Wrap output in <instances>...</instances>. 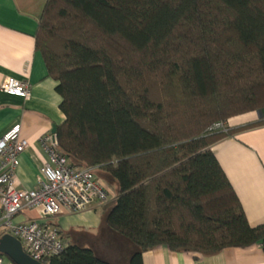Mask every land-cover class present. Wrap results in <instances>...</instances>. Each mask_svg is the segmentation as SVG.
Instances as JSON below:
<instances>
[{
  "label": "trees",
  "instance_id": "obj_1",
  "mask_svg": "<svg viewBox=\"0 0 264 264\" xmlns=\"http://www.w3.org/2000/svg\"><path fill=\"white\" fill-rule=\"evenodd\" d=\"M34 40L61 97L55 147L114 186L102 219L127 264L157 246L264 252L211 149L237 131L216 125L264 115V0H46ZM60 236L44 264H113Z\"/></svg>",
  "mask_w": 264,
  "mask_h": 264
},
{
  "label": "crops",
  "instance_id": "obj_2",
  "mask_svg": "<svg viewBox=\"0 0 264 264\" xmlns=\"http://www.w3.org/2000/svg\"><path fill=\"white\" fill-rule=\"evenodd\" d=\"M46 0H0V84L5 77L26 79L31 85L28 99L0 91V137L14 124L29 146L19 155L16 185L37 186L39 169L49 162L43 138L52 126L63 122L56 80L47 74L41 53L35 49L34 34ZM264 119L254 111L230 118L223 129H237L211 149L230 182L246 219L254 227L264 223ZM106 184L110 183L101 178ZM114 189V186H111ZM36 213L18 214L15 221H27ZM66 239L88 245L113 264H127L132 246L103 223L101 204L93 203L82 212L61 211L47 220ZM142 264H264L260 245L228 247L214 255L175 252L157 246L142 255Z\"/></svg>",
  "mask_w": 264,
  "mask_h": 264
},
{
  "label": "built area",
  "instance_id": "obj_3",
  "mask_svg": "<svg viewBox=\"0 0 264 264\" xmlns=\"http://www.w3.org/2000/svg\"><path fill=\"white\" fill-rule=\"evenodd\" d=\"M0 91L28 99L31 85L26 79L5 77ZM215 128L223 129V124ZM49 162L39 169L37 186L32 189L16 185L15 170L19 155L29 146L21 136V125L14 124L0 137V236L18 239L23 250L41 261L59 254L64 241L59 229L47 220L63 210L82 212L93 203L101 205L116 196L115 190L99 178L91 167H75L55 147L52 133L43 138ZM36 214L27 221H15L18 214ZM0 264H13L0 254Z\"/></svg>",
  "mask_w": 264,
  "mask_h": 264
},
{
  "label": "water",
  "instance_id": "obj_4",
  "mask_svg": "<svg viewBox=\"0 0 264 264\" xmlns=\"http://www.w3.org/2000/svg\"><path fill=\"white\" fill-rule=\"evenodd\" d=\"M55 130L56 125L54 124L51 133L54 134ZM0 254L7 257L13 264H44L27 254L20 241L9 234L0 236Z\"/></svg>",
  "mask_w": 264,
  "mask_h": 264
},
{
  "label": "rangeland",
  "instance_id": "obj_5",
  "mask_svg": "<svg viewBox=\"0 0 264 264\" xmlns=\"http://www.w3.org/2000/svg\"><path fill=\"white\" fill-rule=\"evenodd\" d=\"M253 112H254V111H253ZM223 123H224V122H223ZM223 123H222V124H223ZM107 185H108V184H107ZM110 187H111V186H110Z\"/></svg>",
  "mask_w": 264,
  "mask_h": 264
}]
</instances>
